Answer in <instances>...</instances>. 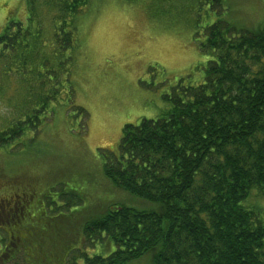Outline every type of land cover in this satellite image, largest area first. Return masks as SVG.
<instances>
[{"label":"trees","instance_id":"trees-1","mask_svg":"<svg viewBox=\"0 0 264 264\" xmlns=\"http://www.w3.org/2000/svg\"><path fill=\"white\" fill-rule=\"evenodd\" d=\"M181 1L208 58L202 80L166 95L158 117L123 127L96 196L79 180L0 168V264H264V0L252 27L227 17L226 0ZM90 2L25 0L26 24L0 34L17 98L0 152L31 149L58 110L76 111L85 129L71 78ZM39 13L53 16L50 29Z\"/></svg>","mask_w":264,"mask_h":264},{"label":"rangeland","instance_id":"rangeland-1","mask_svg":"<svg viewBox=\"0 0 264 264\" xmlns=\"http://www.w3.org/2000/svg\"><path fill=\"white\" fill-rule=\"evenodd\" d=\"M227 1L225 8H231L227 17L232 20L244 21L249 27L261 20L260 0ZM186 6L181 0L171 7L162 0H91L77 17L78 47L71 78L73 104L87 114L85 129L81 132L76 111L58 110L43 125L31 149L0 152L2 175L19 174L22 169L15 168L23 164L30 167L28 176L64 177L61 182L74 187L80 185L79 180L88 189L102 184V163L116 154L123 127L158 117L168 107L166 95L177 86L202 80L201 66L208 58L192 40L194 15ZM37 16L50 29L53 16ZM26 20L25 0H0V34L9 23L26 24ZM15 84L1 69L0 87L5 96L0 95V129L16 112ZM91 192L99 194L94 187ZM0 238L5 234L0 233Z\"/></svg>","mask_w":264,"mask_h":264}]
</instances>
